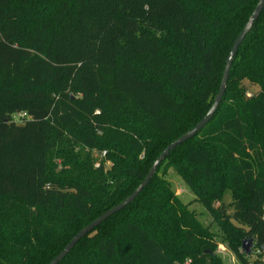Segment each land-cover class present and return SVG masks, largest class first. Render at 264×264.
<instances>
[{
	"label": "trees",
	"instance_id": "trees-1",
	"mask_svg": "<svg viewBox=\"0 0 264 264\" xmlns=\"http://www.w3.org/2000/svg\"><path fill=\"white\" fill-rule=\"evenodd\" d=\"M258 1L0 0V264H48L133 193L209 111ZM169 165L207 207L232 191L217 213L264 264V9L209 123L58 264H221Z\"/></svg>",
	"mask_w": 264,
	"mask_h": 264
},
{
	"label": "water",
	"instance_id": "water-1",
	"mask_svg": "<svg viewBox=\"0 0 264 264\" xmlns=\"http://www.w3.org/2000/svg\"><path fill=\"white\" fill-rule=\"evenodd\" d=\"M264 9V0H259L253 13L249 17L245 27L243 30L239 33L237 38L235 39L230 52L227 57L225 69L222 76L221 85L219 88V92L217 96L214 99V102L212 106L210 107L209 111L205 115V117L199 121L192 129L187 131L185 134L180 136L178 139L170 143L163 151L162 153L155 159L153 162L149 172L147 173L144 180L140 183V185L131 193L125 200L118 203L117 205L113 206L103 214H101L99 217H97L95 220H93L91 223L83 227L70 241L69 243L64 247V249L55 257L53 258L48 264H58L60 261H62L70 252L71 250L77 245V243L83 239L85 236H87L89 233H91L95 228H97L100 224H102L105 220H107L109 217L114 215L115 213L121 211L126 206L131 204L136 197L144 190V188L149 184L155 173L157 172L159 166L161 163L167 158V156L173 151L178 145L186 142L187 140L194 137L198 132H200L213 118L216 111L218 110L223 97L226 93L228 81L230 78V71L233 65V61L235 59V56L238 52V49L240 45L245 40L246 36L251 32V30L254 27L255 22L260 17L262 11ZM253 240L247 239L243 241L242 243V250L247 254L250 255L253 253L254 247H253Z\"/></svg>",
	"mask_w": 264,
	"mask_h": 264
},
{
	"label": "rangeland",
	"instance_id": "rangeland-1",
	"mask_svg": "<svg viewBox=\"0 0 264 264\" xmlns=\"http://www.w3.org/2000/svg\"><path fill=\"white\" fill-rule=\"evenodd\" d=\"M247 85L250 90L254 92L260 90L258 85ZM101 154L100 151H95L96 158H100ZM165 169L167 180L170 182L180 199L188 205L189 211L194 213L195 220L199 224L201 231L204 232V236L217 243L218 246L216 253L221 259V264H242L237 252L232 246L234 238L229 234L231 229L224 223L223 218L219 216V213H217V208L221 203L227 205L232 202V191L227 189L222 200L217 199L212 201L210 207H207L202 202L201 196L192 190L186 183L176 166L169 165L166 166ZM207 181H203L200 186L203 188L209 187L210 182ZM240 250H242V248ZM262 260L264 261V256L262 257ZM187 261H190V259L185 262ZM181 263L182 262L179 261L176 262V264Z\"/></svg>",
	"mask_w": 264,
	"mask_h": 264
},
{
	"label": "built area",
	"instance_id": "built-area-1",
	"mask_svg": "<svg viewBox=\"0 0 264 264\" xmlns=\"http://www.w3.org/2000/svg\"><path fill=\"white\" fill-rule=\"evenodd\" d=\"M247 96L248 97H251L252 96V93L251 92H247ZM26 119H28V114L27 112H19V113H15L13 114L12 116V121L15 122V123H18V124H21L23 123ZM106 156V152L104 151L101 155L102 158H104ZM109 165V164H108ZM100 164L98 163L96 165V167H99ZM259 252V250H258ZM185 264H191V260L190 261H187L185 262Z\"/></svg>",
	"mask_w": 264,
	"mask_h": 264
}]
</instances>
